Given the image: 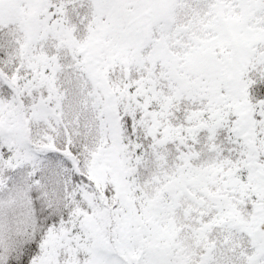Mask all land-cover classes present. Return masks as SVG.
Wrapping results in <instances>:
<instances>
[{
    "label": "snow or ice",
    "instance_id": "1",
    "mask_svg": "<svg viewBox=\"0 0 264 264\" xmlns=\"http://www.w3.org/2000/svg\"><path fill=\"white\" fill-rule=\"evenodd\" d=\"M0 264H264V0H0Z\"/></svg>",
    "mask_w": 264,
    "mask_h": 264
}]
</instances>
